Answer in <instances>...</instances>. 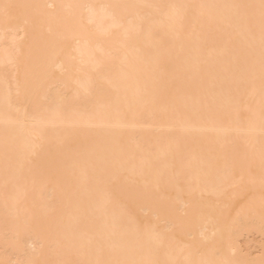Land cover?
Segmentation results:
<instances>
[{
    "label": "bare ground",
    "instance_id": "obj_1",
    "mask_svg": "<svg viewBox=\"0 0 264 264\" xmlns=\"http://www.w3.org/2000/svg\"><path fill=\"white\" fill-rule=\"evenodd\" d=\"M0 264H264V0H0Z\"/></svg>",
    "mask_w": 264,
    "mask_h": 264
},
{
    "label": "rangeland",
    "instance_id": "obj_2",
    "mask_svg": "<svg viewBox=\"0 0 264 264\" xmlns=\"http://www.w3.org/2000/svg\"><path fill=\"white\" fill-rule=\"evenodd\" d=\"M4 108H5V106H4ZM6 108H7V106H6ZM3 128H4V127H3ZM3 128L1 127V129H3ZM4 129H5V128H4ZM6 129H7V131H8V129H10V128L7 127ZM6 129H5V130H6ZM9 131L11 132V129H10ZM9 131H8V132H9ZM3 132H4V134H6V131H3ZM3 132H2V133H3ZM4 134H3V136L5 137L6 135H4ZM252 237H254V236H252ZM248 238H249V237H248ZM256 238H257V236H256ZM243 239H245V238H243ZM246 239H247V238H246ZM254 239H255V237H254ZM244 241H245V240H244ZM246 241H247V240H246ZM246 241H245V242H246ZM242 242H243V241H242ZM246 243H247V242H246ZM243 244H244V243H243ZM245 245H246V244H245ZM245 245H244V246H245ZM246 246H247V245H246Z\"/></svg>",
    "mask_w": 264,
    "mask_h": 264
}]
</instances>
